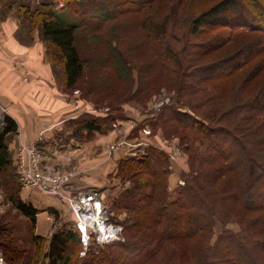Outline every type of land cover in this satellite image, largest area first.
Masks as SVG:
<instances>
[{"label": "trees", "instance_id": "16d2710c", "mask_svg": "<svg viewBox=\"0 0 264 264\" xmlns=\"http://www.w3.org/2000/svg\"><path fill=\"white\" fill-rule=\"evenodd\" d=\"M29 1L6 0L3 5L5 10L15 11L20 22L25 18L28 26H37L32 21L36 19L39 37L46 46L47 60L54 63L53 54L57 53L63 82L69 88L78 84L84 70L83 59L76 45V31L82 27L96 31L103 24L106 26L111 19L112 22L115 21V17L121 12L143 14L146 9L147 16L151 13L154 2L107 0L110 12L102 16L96 15L86 0H82L83 3L81 0H37L38 7H32ZM57 1H63L65 7L80 16L81 23L78 26L69 24L54 14L53 4ZM248 1L252 2L253 10L243 0H218L202 11L193 13L190 19L192 34L216 22L227 24L230 32L246 29L250 33H260L256 37L257 42H250L241 50L223 57L217 56L218 51L231 40L230 36L225 41L189 42L188 48L186 47L190 49L188 52L177 51L167 40L166 32L161 33L164 41L156 43L158 58L168 59V63L163 64L172 79H176L177 74L181 73L183 58L185 64L188 63L187 68L192 67L189 74L191 78L188 76L186 81L178 80L180 97L200 92L201 100L193 104L188 102L196 114L199 113V118L172 107H165L157 113V120L161 123L172 119L187 127L192 132L190 136L203 145L206 144L207 152H193L194 155H191L190 168L193 171L198 168L197 177L187 176L184 184L179 186L178 196L171 199L167 186L170 174L167 156L156 147L148 145L144 148L143 155L121 159L116 171L117 177L118 174L152 175L151 180L136 181L138 189H133L135 193L126 189L123 197L132 199L130 204L116 201L112 205L113 209H125L128 213L122 221L128 240L114 241L104 246L92 241L85 256L80 258L81 244L73 218L69 224L58 226L48 240L44 236L32 234L34 253L26 248L8 247L11 242L8 237L0 239L6 264H126L139 254L150 253L166 241L190 239L196 235H207V242L196 247L192 253V264H243L248 255L253 256L254 264H264V238L257 236L264 234V21L261 22V19L264 20V5L254 0ZM124 2L129 7L122 6ZM197 47L201 49L197 50ZM212 54L217 58L206 60ZM107 56L115 60V69L118 64L116 60H123L115 46L109 48ZM243 74L244 77L239 81ZM228 80L238 84L233 90V96L223 98L221 92L212 94L204 87L208 82L225 83ZM252 85L258 90L249 94L244 88L252 89ZM202 106L206 110L198 111ZM151 118L143 119V125H150ZM116 121L120 120L114 119L112 115L96 116L85 112L68 124L70 130H73V136L79 139L83 133L88 137L94 133H106ZM16 130V122L7 116L0 134V187L5 188L15 208L33 226L34 214L38 209L20 196V191L25 190H21L18 185L13 158L15 146L10 147ZM193 161H196V166H193ZM3 172L8 173L7 178L2 177ZM218 183L217 190L208 189L210 186L214 188ZM146 186L151 188L140 189ZM252 189L256 190L252 193ZM216 212L223 217L237 216L245 219L244 221L248 220L244 223L242 236L223 230L210 243ZM221 215L220 219L225 222ZM111 218L114 220V217ZM3 235L0 231V238Z\"/></svg>", "mask_w": 264, "mask_h": 264}, {"label": "rangeland", "instance_id": "374dc122", "mask_svg": "<svg viewBox=\"0 0 264 264\" xmlns=\"http://www.w3.org/2000/svg\"><path fill=\"white\" fill-rule=\"evenodd\" d=\"M216 1L218 0H154L152 3V11L147 16H145L147 13L146 9L143 10V14L128 13L126 11L116 16L115 21L112 22L111 19L106 26L103 24V26L96 31H90L88 27L78 29L76 31V45L83 59L84 70L78 84L75 87L69 88L65 86L63 82L62 70L57 58V53L54 52L53 54L54 63H50L47 60L46 46L41 37H39L40 32L36 19H32L33 24L37 25L35 27L28 26V21H26L25 18L20 22L15 11L5 10L3 4L6 0H0V24L8 20V18L13 19V22L16 23L14 36L20 43L26 46H31L34 43L35 35L38 36V40L42 43L44 48L45 61L49 66L52 65V77L56 85L58 87L61 86L62 92L85 101V106L91 109V114L106 117L112 115L114 119L120 120L116 122L128 125L122 126L117 130H113L111 127L109 132L111 131L110 133L114 136V139L110 143H104V148L101 152L98 151L97 153H101V156H103L106 161L104 162V186L99 185V188L103 190L102 195L108 206V211H110V217H114V220L118 221L121 225L128 213L125 209H113V203L116 201L126 204L131 202L132 199L123 197L126 189H131L133 191V189H138L136 181L140 182L142 179H152V175L150 176L149 174H127L125 176L118 174L117 177L116 171L121 159L129 156H138L140 152L144 154V148L148 145L159 149L167 156L168 169L170 170L167 185L169 197L175 199L176 196H178L179 186L184 184L187 176L192 177V175H195V177H197L196 173L198 168H195L194 171L190 168L192 160L191 155L198 152H207L206 144L203 145L198 139L192 137V135L190 136L192 132H190L187 127L172 121V119L161 123L160 120H157L158 114H156L153 118L149 119V122H151L149 123L150 125H147V123L145 126L143 125L144 121L142 122V120L144 118L141 117L140 114L144 112V109L152 106L154 102H160L163 100L162 98L167 95H173L172 100L169 104H165L159 111L165 107H172L177 111L185 112L199 118L197 116L199 113L197 112L198 114H196V111L192 109L189 103L193 104L201 100L200 92H195L191 95L184 94V98H182L177 88L179 86L178 80L186 81L189 79L188 76L191 78L189 74L192 72V67L187 68L186 64L188 65V63L186 62L185 64L183 58L181 73L179 75L177 74L176 79L170 77L163 64V62L168 63V59L166 60L162 57L158 58L157 54L156 48H158V45H156V43L158 42L157 44H160L161 41H164L162 39L163 34L161 33L166 32L167 40L175 46L177 51L181 52L190 51V49H187L189 42L225 41L230 36L231 40L218 51L217 56L219 57L241 50L250 42L254 43L258 41L256 37L260 36V33L256 31L250 33V31H246V29H235L234 32H230L229 28L226 27L227 24L221 22L207 25L196 34L190 33V19L193 17L192 14L202 11ZM254 1L264 5V0ZM86 2L90 4L89 7L91 9L95 10L94 13L96 15L105 16V14L110 12L108 11L110 9V3L107 0H86ZM106 2L109 3V6ZM243 2L253 10L251 1L243 0ZM29 3L32 7H38L37 0H30ZM122 6L129 7L125 2ZM145 8H148V6ZM52 10L57 17L69 24L78 26V24L81 23L80 16L73 10L65 7L63 1H57L56 4H53ZM256 12L259 14V11L256 10ZM151 16L153 17L151 18ZM258 18L261 19L260 17ZM143 20L145 21L142 22ZM263 21L264 20L261 19V22ZM139 22H141V24ZM155 36L156 38H154ZM188 39H190V41ZM112 46H115V49H117L119 55L123 59L116 60L118 63L116 69H118V71L114 68L115 60L107 56L108 50L109 48L111 49ZM196 49L198 50L199 47ZM182 55H184V53ZM208 57L209 59L206 58V60L217 58L214 54ZM172 63L174 64L173 60ZM244 75L245 74L239 77V81ZM237 85L228 80L225 83L220 81L208 82L204 87L212 94L221 92L223 98H225L233 96V90ZM254 86L255 85H252V89L249 87H245L244 89L250 94L258 90L255 89ZM0 107L5 108L1 104ZM199 110L204 111L206 109L202 106L198 111ZM128 118L133 119L137 125L130 127V124L127 122ZM143 126L146 128L148 127V130L143 131ZM97 135L98 133H94L92 136L88 137L83 133L79 141H98L99 138H96ZM232 150H234V146ZM117 154H119V158ZM72 163L73 165L76 164L74 162ZM67 165L69 167H65L66 169L54 168V170L59 172L68 171L74 174L76 169L72 168L73 165H71V162L68 164L63 163L61 167ZM193 166H196V161H193ZM7 175V172H3L2 177L7 178ZM74 176L75 174L72 177L74 178ZM197 181L199 182V179H197ZM182 182L183 184H181ZM214 184L215 183H213V185ZM208 187L207 185V188ZM218 187L219 183L214 188L210 186L208 189L217 190ZM149 188H151V186L142 187L140 189L148 190ZM254 190L256 189H252L251 192L253 193ZM133 193L135 192L133 191ZM32 194L53 197V195L44 194L36 190L20 191V196L27 202ZM54 197L58 198L57 196ZM63 202L65 203L64 200ZM51 209L50 211L55 213V217L53 220H48L47 233L41 235L47 238V240L58 226H61V224H69V221H71V215L67 208L61 212L54 208ZM38 211L40 212L42 210L38 209ZM216 213L218 216H214V231L211 235L210 243H213L218 233L223 230H228L239 237L242 236L245 229L244 223L248 220L244 221L245 219L237 216L223 217L218 212ZM220 215L226 220L225 222L220 219ZM246 218H248V216ZM35 228V223L32 226L31 221L19 213L12 201H10L5 188L0 187V231L4 234V237L0 239L4 240L5 237H8L11 240V242L8 243V247L15 246L17 248H26L28 251L34 253L35 245L32 243L31 238L32 234H35ZM142 232L143 231H139V233ZM257 236L264 238V234H259ZM118 237V241L121 242L128 240L126 233H124V229L122 230V234ZM254 238L257 239V237ZM206 242L207 235H196L190 239L166 241L150 253L139 254L134 260L126 264H192V253L195 251L196 247H200L206 244ZM84 256L85 255H79L80 258ZM22 257L23 255L21 258ZM252 260L253 256L248 255L245 257L243 264H254ZM232 264H235V262Z\"/></svg>", "mask_w": 264, "mask_h": 264}, {"label": "crops", "instance_id": "0c3cea01", "mask_svg": "<svg viewBox=\"0 0 264 264\" xmlns=\"http://www.w3.org/2000/svg\"><path fill=\"white\" fill-rule=\"evenodd\" d=\"M15 24L10 18L0 24V104L17 124L10 147L19 141L33 142L41 135L43 141L39 146L48 167L66 169L69 166L61 167L63 163H76L72 166L76 172L69 185L71 194L104 186L106 161L101 153H97L114 136L111 131L98 133V141L89 142L73 136L68 122L82 113H90L91 109L85 106V101L62 92L61 86L54 82L51 66L45 61L38 36L35 35L31 46L20 43L14 36ZM29 202L42 210L35 217L36 235L47 233L48 220H51L47 214L51 208L59 212L67 208L63 200L54 196L32 194Z\"/></svg>", "mask_w": 264, "mask_h": 264}, {"label": "built area", "instance_id": "2783aa9c", "mask_svg": "<svg viewBox=\"0 0 264 264\" xmlns=\"http://www.w3.org/2000/svg\"><path fill=\"white\" fill-rule=\"evenodd\" d=\"M172 97L173 95H167L160 102H154L152 106L144 109L140 116L144 119L155 116L165 104L171 102ZM6 113L5 108L0 107V134L5 126ZM127 122L130 127L137 125L131 118H128ZM122 126L128 125L121 122L112 124L113 130L120 129ZM147 128L144 127L142 130H148ZM42 141L43 137L38 135L33 142H17L13 149L19 188L25 191L36 190L57 196L65 201L68 212L74 218V228L79 234L81 244L79 255H85L92 241L99 246L118 241L123 226L110 217V211L102 195V188H88L71 194L68 189L74 174L68 171H56L45 164V154L39 146ZM141 155L143 152H140L138 156ZM47 215L51 220L55 217L52 211H49ZM34 216L37 217L38 212ZM0 264H6L1 248Z\"/></svg>", "mask_w": 264, "mask_h": 264}]
</instances>
